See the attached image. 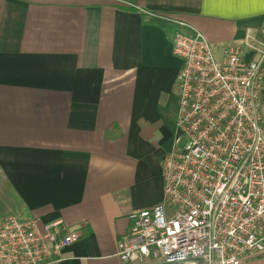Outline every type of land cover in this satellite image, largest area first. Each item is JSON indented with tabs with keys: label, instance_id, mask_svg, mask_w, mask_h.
<instances>
[{
	"label": "crops",
	"instance_id": "crops-1",
	"mask_svg": "<svg viewBox=\"0 0 264 264\" xmlns=\"http://www.w3.org/2000/svg\"><path fill=\"white\" fill-rule=\"evenodd\" d=\"M175 20L208 35L219 56L238 48L250 61L244 40L260 36L264 5L0 0V191L18 217L80 232L59 264H123L129 216L164 200L180 108L173 41L191 32Z\"/></svg>",
	"mask_w": 264,
	"mask_h": 264
},
{
	"label": "built area",
	"instance_id": "built-area-1",
	"mask_svg": "<svg viewBox=\"0 0 264 264\" xmlns=\"http://www.w3.org/2000/svg\"><path fill=\"white\" fill-rule=\"evenodd\" d=\"M177 32L180 108L164 200L129 216L123 264H243L264 255V29L217 59L205 35ZM186 140L183 148L178 149ZM81 238L62 220L0 219V264H59Z\"/></svg>",
	"mask_w": 264,
	"mask_h": 264
},
{
	"label": "rangeland",
	"instance_id": "rangeland-1",
	"mask_svg": "<svg viewBox=\"0 0 264 264\" xmlns=\"http://www.w3.org/2000/svg\"><path fill=\"white\" fill-rule=\"evenodd\" d=\"M186 35L194 36V33L193 32H188V33H186ZM205 37L207 38L209 43L212 45L213 51L215 53V56L218 59L220 56L217 53V47L213 45V43L210 40L208 35H205ZM262 115H263V118H264V107L262 109ZM185 142H186V140H184L183 143L180 146H178V149L183 148ZM11 215L18 216L19 215V208L16 205V203L14 202V199L11 198V196L9 194H7V193L3 194L2 191H0V219H3L5 217L11 216Z\"/></svg>",
	"mask_w": 264,
	"mask_h": 264
},
{
	"label": "snow or ice",
	"instance_id": "snow-or-ice-1",
	"mask_svg": "<svg viewBox=\"0 0 264 264\" xmlns=\"http://www.w3.org/2000/svg\"><path fill=\"white\" fill-rule=\"evenodd\" d=\"M261 4L264 5V0H260Z\"/></svg>",
	"mask_w": 264,
	"mask_h": 264
}]
</instances>
